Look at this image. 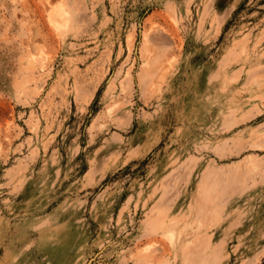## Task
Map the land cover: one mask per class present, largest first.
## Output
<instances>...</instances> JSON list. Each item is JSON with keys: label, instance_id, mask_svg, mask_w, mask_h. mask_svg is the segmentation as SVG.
Wrapping results in <instances>:
<instances>
[{"label": "rangeland", "instance_id": "1", "mask_svg": "<svg viewBox=\"0 0 264 264\" xmlns=\"http://www.w3.org/2000/svg\"><path fill=\"white\" fill-rule=\"evenodd\" d=\"M0 264H264V0H0Z\"/></svg>", "mask_w": 264, "mask_h": 264}, {"label": "bare ground", "instance_id": "2", "mask_svg": "<svg viewBox=\"0 0 264 264\" xmlns=\"http://www.w3.org/2000/svg\"><path fill=\"white\" fill-rule=\"evenodd\" d=\"M60 10H61V9H57V10L54 12V14L52 15V18H53V19L55 18V16H56L57 14H62Z\"/></svg>", "mask_w": 264, "mask_h": 264}, {"label": "water", "instance_id": "3", "mask_svg": "<svg viewBox=\"0 0 264 264\" xmlns=\"http://www.w3.org/2000/svg\"><path fill=\"white\" fill-rule=\"evenodd\" d=\"M91 262V260L89 261V263Z\"/></svg>", "mask_w": 264, "mask_h": 264}]
</instances>
